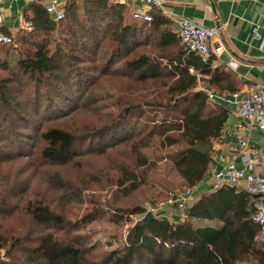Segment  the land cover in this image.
I'll return each instance as SVG.
<instances>
[{
    "label": "trees",
    "instance_id": "trees-1",
    "mask_svg": "<svg viewBox=\"0 0 264 264\" xmlns=\"http://www.w3.org/2000/svg\"><path fill=\"white\" fill-rule=\"evenodd\" d=\"M82 1L80 5L70 0L62 20L51 16L41 3L31 7L29 19L34 33L20 46H11L14 51L9 60L0 59V110L19 112L25 107L14 97L13 89L15 82L23 80L33 86L36 105L41 104V98L50 101L51 94L57 93V100L76 101L71 107L75 113L96 101L114 98L111 107L115 111L101 127L85 125L74 130L57 124L39 128V158L65 164L79 155L80 142L98 137L104 148L122 143L127 148V159L121 163L118 180L129 194L139 189L154 168L156 163L147 149L157 144L166 151L175 148L170 161L184 181L183 190L198 185L207 176L214 141L222 136L229 113L225 108H212L206 91L197 87L205 82L223 90L228 89L227 84L216 74L200 78L199 73L204 74L210 64L185 48L146 50L142 39L147 33L143 35L126 21L120 4ZM149 23L160 26L166 21L154 14ZM53 35H59L58 39ZM158 44L156 39L155 46ZM113 78L134 81L136 85L109 87ZM46 85L49 91L44 93ZM2 120L10 121L6 116ZM72 188H68L70 193L75 192ZM252 197L244 190L226 187L204 195L189 209L195 218H209L219 225H198L192 220L175 224L158 218L145 220L144 209L117 208V221L124 220L125 214L143 216L130 227L122 247L101 254L92 253L94 248L85 246L79 233L70 238L71 232L82 225L45 200L26 198L7 213L21 206L31 230L9 242L0 227V249L9 258L4 264H238L243 260L264 264V240L258 237L261 229L253 219L256 208ZM5 209L2 205L0 213ZM37 226L43 229L40 233L36 232ZM57 227L63 229L64 235L54 232Z\"/></svg>",
    "mask_w": 264,
    "mask_h": 264
},
{
    "label": "rangeland",
    "instance_id": "rangeland-1",
    "mask_svg": "<svg viewBox=\"0 0 264 264\" xmlns=\"http://www.w3.org/2000/svg\"><path fill=\"white\" fill-rule=\"evenodd\" d=\"M58 36L53 35L57 39ZM24 82L25 80L15 82L13 89L14 97L25 104V107L19 112L7 108L0 110V207H7L0 213V227L9 242L28 235L31 230L30 221L21 206H17L20 207L19 210L14 208L11 213H7L8 209L26 198L45 200L66 218L82 225L71 232L70 238H73V233H79L82 243L93 247L95 252L92 253L99 254L122 247L130 227L143 216L125 214L124 220L117 221V208L123 211L141 208L144 209L145 216L150 208L155 207L158 208V217L162 214L168 217L166 209L169 206L166 202L170 193L182 192L185 187L170 161V154L175 148L166 151L154 144L147 149L156 164L139 189L129 194H126L124 186H120L118 180L121 163L127 159V148L122 143L104 148V144H99L101 138L97 137L78 143L79 155L69 163L43 161L36 153L42 146V141L38 138L39 128L41 130L57 124L74 130L83 129L85 125L101 127L115 111L111 107L114 98L96 101L90 108L75 113L71 110L72 101L75 100L67 103L63 99L57 100V93L51 94L50 101L41 98V104L36 105L38 100H35L36 94H32L33 86ZM108 84L109 87L116 88L127 84L136 85L134 81L121 78H113ZM47 91L48 85L43 87V92ZM4 116L10 121L2 120ZM5 126L8 127L4 129ZM70 186L74 187L72 191L75 192L68 191ZM119 213L124 215L125 212ZM44 229L47 232L55 230L59 235L65 233L60 227L54 230ZM42 230L41 227H36V232L40 233ZM34 231L35 228L32 232ZM2 251L8 260L6 251L0 249ZM23 251L19 253L23 254ZM89 255L91 257L93 254Z\"/></svg>",
    "mask_w": 264,
    "mask_h": 264
},
{
    "label": "crops",
    "instance_id": "crops-1",
    "mask_svg": "<svg viewBox=\"0 0 264 264\" xmlns=\"http://www.w3.org/2000/svg\"><path fill=\"white\" fill-rule=\"evenodd\" d=\"M70 0H57L65 9ZM82 5V0H76ZM112 3L123 6V16L130 25L138 29L143 35L147 33L144 47L153 51H184V46L174 30L177 27L179 17L189 18L206 27L223 25V30L218 38L225 45L223 55L210 67H205L204 74L199 73L200 78L209 79L212 74L221 77V81L227 84L228 89L220 90L216 86H210L205 82L199 83L197 89H203L207 93L208 103L212 108H225L229 117L222 136L214 141L213 160L208 168L206 178L197 185L194 198L189 203V208L199 201L204 195L213 192V174L216 170L226 169L230 166L243 167L244 155L249 151H256L255 163L248 172L264 173V135L252 125L250 121L231 113L224 102L217 98L214 100L209 93L216 95H230L235 91H245L251 85L264 88V0H163L162 7H153L151 13L160 14L164 22L155 26L149 22L133 18V11L139 6L138 0H109ZM51 2L45 0H4L1 6L3 21L0 24V32L14 37L18 46L34 33V26L30 21L31 7L41 3L43 7ZM82 11V7L78 9ZM30 22L31 29L26 26ZM257 27L260 36L254 37L253 30ZM159 41V44L155 46ZM12 45L0 43V59L9 60L12 57ZM16 46V45H15ZM144 48V49H145ZM234 59L238 62L236 68H231L227 62ZM209 71V72H208ZM242 137L245 146L236 145L237 137ZM238 146V147H237ZM236 188V187H235ZM243 191L241 187L236 188ZM256 204L261 200L264 204V196L257 199L252 197ZM167 220L171 223L179 222V218L172 208H167ZM194 217V216H193ZM195 218V217H194ZM192 220L198 225H219L209 218ZM261 229V227H260ZM264 240V234L260 230L258 235ZM238 264H257L256 262L243 260Z\"/></svg>",
    "mask_w": 264,
    "mask_h": 264
},
{
    "label": "built area",
    "instance_id": "built-area-1",
    "mask_svg": "<svg viewBox=\"0 0 264 264\" xmlns=\"http://www.w3.org/2000/svg\"><path fill=\"white\" fill-rule=\"evenodd\" d=\"M43 2L45 0H39ZM139 6L133 11V18L145 22H151L153 15L151 9L153 7H162L163 0H138ZM4 0H0V24L3 21L1 6ZM47 12L56 20L65 18V9L61 7L57 0H51L46 4ZM177 27L174 32L181 40L185 49L199 57L203 63L210 64L218 60L224 53L225 45L218 38L223 30V25L216 27H206L196 23L195 21L179 17L177 19ZM26 26L31 29L32 25L27 22ZM253 36L259 37L258 28L253 30ZM0 43L16 45L13 36L0 32ZM231 68H236L238 62L231 59L227 62ZM189 71L194 73V68L190 67ZM209 96L214 100L220 98L228 110L242 118L250 121L264 135V88L251 85L245 91H235L230 95H216L209 93ZM236 145L239 147L245 146V141L242 137H237ZM237 146V147H238ZM257 152L252 150L244 155L243 167L230 166L226 169L216 170L213 174V190H219L226 187H241L248 194L260 198L264 196V173L248 172V169L253 167ZM197 185L185 188L182 192H172L166 202L167 206L173 209L180 221L195 220L189 212V203L194 198V191ZM164 204V205H166ZM163 205V206H164ZM168 207V208H169ZM255 212L253 214L254 221L261 227L264 234V204L261 200H257L255 204ZM155 218L167 219L168 217L162 214L158 217V208L152 207L150 210ZM167 213V212H166ZM165 213V214H166ZM168 214V213H167ZM7 257L4 251L0 252V264H4Z\"/></svg>",
    "mask_w": 264,
    "mask_h": 264
},
{
    "label": "water",
    "instance_id": "water-1",
    "mask_svg": "<svg viewBox=\"0 0 264 264\" xmlns=\"http://www.w3.org/2000/svg\"><path fill=\"white\" fill-rule=\"evenodd\" d=\"M155 217H154V215H153V213L151 212V211H148L147 213H146V215L144 216V219L145 220H149V219H154Z\"/></svg>",
    "mask_w": 264,
    "mask_h": 264
}]
</instances>
